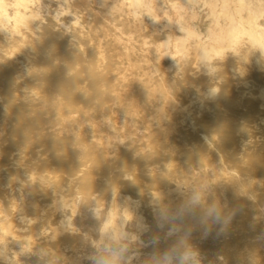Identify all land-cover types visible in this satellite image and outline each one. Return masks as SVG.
<instances>
[{"label": "bare ground", "instance_id": "bare-ground-1", "mask_svg": "<svg viewBox=\"0 0 264 264\" xmlns=\"http://www.w3.org/2000/svg\"><path fill=\"white\" fill-rule=\"evenodd\" d=\"M36 1L0 0V33H4L2 29L10 20L15 26L27 24L34 14L39 16L32 8ZM125 2L129 3V10L134 13L147 4H152L150 9L156 7L153 0ZM199 2L204 3L208 9L206 16L211 18V25L205 29L203 36L197 32L195 23L178 22L184 19V14L180 12L176 23L182 37L176 39L175 44L183 50L186 42L191 40L193 58L169 62L173 70L174 67L177 69L173 75H167L160 65L158 76L149 73L142 85L130 75L131 79L125 82V64L110 67L107 62H87L83 59L85 53L84 56L82 52L77 55L72 53L75 44L68 39L60 35L43 39L40 33L46 34V31L40 32L41 28L36 23L30 28L28 23L26 42H23L24 38L13 43L5 39L9 43L4 45L7 50L0 46L5 48L0 49V258L14 250L11 244L30 242L38 229L54 231L52 239L57 230L63 232L70 229L72 218L66 214L65 208L70 209L74 216L79 202H75L78 195L71 200L70 197L65 198L64 187H68L71 194L77 192L83 197L86 210H81L80 215L87 214L88 209L91 211L89 214L95 216L92 219L97 217V241L104 246V257L113 260V264L145 262L143 258L146 256L140 259L139 255L126 253V250L143 243L140 232L147 226L143 203L137 198L147 192L150 194L148 202L152 205V215L158 211L162 213L161 218L165 216L174 224L172 226L186 225V237L190 233L197 235L196 238L192 235L193 239L189 237V241H180L188 245L187 248L190 243L194 247H204L206 232L228 224L227 232H222V235L228 233L233 238L228 246L225 245L224 254L232 255L235 254V244L237 247L239 240L250 237L256 225L260 224L264 230V224L258 217L264 215V136H261L264 130V86L261 85L264 84V0H174L173 3L176 11H189L187 19L192 20L197 14L191 10ZM9 8L12 13L8 12ZM54 16L52 19L59 17ZM57 18L53 20L55 23H58ZM168 23L171 25L170 21ZM14 26L11 27L13 33ZM85 37L89 38L88 35ZM25 44L37 52L48 54L50 49L59 47L56 54L58 63L51 64L49 56L44 58L43 55L44 59L38 63H31L35 62L33 56L28 62L31 65L26 63L24 66L18 62L16 54L23 53L22 46ZM109 44L101 46V54ZM163 44H159L160 48ZM33 50L29 52H35ZM242 50L250 55L256 54L257 69L238 68L239 73L248 72L253 79L252 84L212 74L214 68L223 65L226 52L238 58L234 54ZM9 56H15V59L10 60ZM163 58L158 57L161 61ZM152 59L155 63L158 61L154 52ZM127 63L131 69L137 68L138 63ZM5 64L7 67L4 68ZM77 66L79 70H73ZM178 76L182 78L181 83L177 80ZM250 86L257 91L252 92ZM145 102L148 105L146 111L138 114V108ZM213 113L227 116L230 124L224 126L222 119L212 121L209 116ZM211 129L215 135L217 131L222 132L221 136L217 133L219 141L209 140ZM140 130L146 131L148 136L139 138ZM143 141L149 151L145 157L140 155L133 161L129 148L135 142ZM160 157L165 160L164 171L149 168ZM154 166L158 169L156 164ZM123 169L144 171L145 175L139 177L133 173H122ZM120 177L127 181L122 182ZM105 181L109 182L108 188L102 186ZM172 181L183 184L185 191L170 195V187L174 185ZM205 183L208 185H203ZM122 188L131 193L123 192ZM99 193L107 195L104 201L109 199L102 216L92 204ZM36 197L51 198L53 205L51 211L35 216L34 224L31 223L32 218L27 220L26 217L27 212L37 206ZM154 207L159 209L156 211ZM11 217L23 224V228L30 229L32 235H20V226L13 227ZM43 217L44 223L41 222ZM52 218H55L56 226L50 222ZM100 243L96 244L99 246ZM250 246L254 247V244ZM246 248L248 244L239 245L238 249L243 252L235 259H249L255 253ZM13 252L10 255L14 256ZM189 255L181 254L184 256L183 264H192ZM195 256L198 257V254ZM156 259L155 264L158 257ZM250 264L264 262L256 260Z\"/></svg>", "mask_w": 264, "mask_h": 264}, {"label": "rangeland", "instance_id": "rangeland-1", "mask_svg": "<svg viewBox=\"0 0 264 264\" xmlns=\"http://www.w3.org/2000/svg\"><path fill=\"white\" fill-rule=\"evenodd\" d=\"M77 1H79V3L81 5H77V4H79V3H77ZM153 1H154L153 6L157 7V8L154 7L155 8L154 10L150 9V6L152 4L150 6L148 4L147 5L145 4L146 6H149V7L144 6L145 9H144V7L143 8L140 7L139 9L136 10V13H134V11L129 10V3L125 2V0L124 1H121V0H81V1L80 0H66V1L65 0H63V1H61V0H47V1L46 0H39V2L37 0L36 2L33 3L32 8H34V11H37V14L39 16H35V14H34V16L32 17V18L35 17L34 19H32V18L29 19L27 21V24H15L16 27L12 23V22H14L13 20L6 22V24L8 23L7 26L4 25V27H3L6 29V33H5V29L4 30L2 29V33L4 32L5 34L0 33V36L2 35V37H0V46L3 45L2 47H5L7 40L9 41V43L10 42L13 43L15 41L19 42L24 38L25 40L23 42H26L28 40L26 38V35H25L26 34L25 32L28 28L27 25L29 22L31 23L34 21V23H31V25L29 23V28L31 26L34 27V24L36 23L35 25L39 26L41 28L40 32L46 31V34L40 33L43 39L45 37L51 38L54 35H60V37H62L64 39H68L71 43L75 44V46H73V48L71 49L72 53H75V55H77L79 52H82L83 53L82 56H84V53H85V57H83V59H85V61L87 59V62H91V61H100V63L107 62L106 65H110V67H116V66L119 67L122 64H125V67L123 68L124 75L127 73L125 75V77H126L125 82L129 81L131 79L130 76H132V79H134V80L136 79L135 81L137 82V84L142 85L145 78L149 75V73H151L154 77L158 76V74L160 73V69H159L160 65L163 66V69L165 70V73L167 75H171V74L173 75V73L176 72L177 69H176V67H174V70H173V68L171 67L169 62H171L172 60L174 62H177L181 58L182 59L193 58V54H192L193 51L191 50V47H190V45L192 43L191 40H188L186 42L185 49H183V50H179L175 44L176 39H179L182 37L181 31L176 26L177 20H179L177 18L178 12L184 14V19L181 21L179 20L178 22L183 21V23H192V22L195 23L194 27L196 26L195 28H196L197 32L200 34V36H203V33L205 34V32H206L205 29L211 25V18L209 16H206V14L208 15V9H206L204 3H202V2H199L198 4H196L194 9L191 10L193 13H196L197 15L192 20L190 19L191 20L190 21L189 19H187L188 15H189V11H187V12L186 11H184V12L183 11H176L175 4L173 3L174 0H153ZM49 2H51V3H49ZM173 4H174V6H173ZM146 9L148 10V12ZM64 10H65V12H64ZM81 10H82V12H81ZM206 11H207V13H206ZM8 12L12 13V9L9 8ZM176 12H177V14H176ZM186 13L188 15H186ZM52 14L55 16L56 15L59 16L58 18L56 17L58 20V21L56 20V22H58V23H55L53 21L56 18L52 19L53 18ZM112 18H114V19H112ZM41 20L43 21V22H41L42 27L40 26ZM169 21H170L171 25H169V23H168ZM53 23H55V24L53 27L51 25V27H52L51 28L50 24H53ZM43 24H44V26H43ZM57 24H59V25H57ZM64 24L67 26H65ZM12 26H14L16 28L15 33H17V34L12 32L14 30V29H11ZM23 26H26V27H23ZM63 26H65V27H63ZM19 27L21 29H23L24 32H22L23 30H21ZM66 27H68L69 29L71 28L70 29L71 31ZM18 28H19V32H18ZM64 28H65V30H64ZM75 30L77 32H75ZM66 31H68V32H66ZM78 31H79V33H78ZM9 33H13V34H9ZM62 33L65 34V37H64V34L62 36ZM85 34H86V37L88 35L89 38L93 37V34H94V37H93V39L92 38L89 39V38L85 37ZM3 35H5V36L3 37ZM50 35H51V37H50ZM84 37L86 39H84ZM1 38H3V41ZM5 39H7V40H5ZM82 39H84V40H82ZM74 40L76 41V43ZM77 42H78V45H77ZM85 42H87V43H85ZM9 43L7 42V44H9ZM107 43H110V44L106 46V48L104 49V52H102V54H101V50H103L101 48V46L103 44L105 46ZM157 43H158V45H157ZM162 43H164L163 47L160 48L161 46L159 44H162ZM2 47H0V49ZM156 47H157V49H156ZM4 49H1V50H4ZM28 49H30V50H28ZM55 49H56V47L54 49H50L49 54L47 52L41 51L43 53L42 54V53H40V51L37 52V50H35V49L33 50L32 46H30L29 44H25L22 46L23 53L22 54H16V55H17L18 62L23 63L24 66L26 65V63H28V62L30 63L32 61L33 56H34L35 62L32 61L31 62L32 64H36L40 60L47 58L48 56L51 59L50 60L51 64H54V63L57 64L58 60H56V54L60 50V48L58 47L56 50ZM84 49H86V51ZM5 50H7V48ZM26 50H28V52L32 51V50L35 52H33V53L29 52L28 53ZM153 52L156 53L158 61H161V59L160 60L158 59L159 55L164 56L161 63L158 61H156V63H155V61L152 59ZM38 53H40L41 56H39ZM226 53L227 54L225 55V58L223 59V65L219 66L217 68H214V70L212 71V74H215V75L221 74L224 78L225 77L232 78L233 80L237 79L239 82L248 81V83L252 84L253 79L250 77L248 72L239 73L238 68L240 67L242 69H250V70L257 69L258 66L256 65V63H257L256 54L250 55V54L246 53V51L242 50L240 53L234 54L238 57V58H235L232 56L233 53H229V52H226ZM35 54L38 57L35 56ZM43 55H45V57ZM42 57H44V58H42ZM9 58H11L10 60H14L15 56H13V57L9 56ZM169 58H171V59H169ZM132 61L136 62L135 64L138 63L136 69H134V68L131 69L128 66L127 62H132ZM29 63L27 65H31ZM147 65H148V67H147ZM3 67L4 68L7 67L6 64L3 65ZM156 69H157V71H156ZM73 70L78 71L79 67L78 66L73 67ZM127 76H129V77L127 78ZM177 80L179 83L182 82V78L180 76H178ZM261 85L264 86V84H261ZM249 89L252 92L257 91V89L255 87H252V86H250ZM147 107H148L147 102H145V104H142V106L140 108H138L139 109L138 114L144 113V111H146ZM209 118H211V120L214 122L217 119H222L221 122L224 126H228L230 124V122L226 120L227 116L218 115V113L211 114V116H209ZM217 133H219V136H221V134H222L221 131L220 132L217 131L216 135H215V133H213V131L211 129L209 136H208L209 140L212 142L219 141V139L217 137ZM138 136H139V138H145L148 136V134L146 131L140 130L138 132ZM261 136L262 137L264 136V130L262 131ZM188 139H190V138H188ZM183 140H185V138H183ZM137 143L135 142L134 145L133 146L131 145V148H129L131 151L130 154H131V158H133L132 159L133 161H134V159L140 158V155H141V158L145 157L146 153L149 151V147L147 146V144L144 141L143 142H137ZM141 148L144 149V151ZM146 148H147V150H145ZM142 154H144V155H142ZM187 156H190V155H187ZM164 161L165 160L162 157L156 158V161L151 166H149V168L152 167L154 171H159V169H160L159 172H161V171L163 172L164 171V169H163ZM155 164L158 167V169L154 168ZM121 172L122 173L128 172L131 174L133 173L134 175L139 176V177H144V175H145L144 171H140V170L128 171V170L123 169V170H121ZM206 173L207 172H205L204 175H206ZM119 179L122 182L127 181V180L122 179L121 177ZM105 182H103L102 186H103V188H108L109 182H106V184H105ZM172 182L174 185L172 187H170L171 188L170 193H169L170 195H175V194H177V192L185 191V188H183V184L178 185L176 181H172ZM21 184L24 185V183H21ZM26 184H27V182L25 183V185ZM203 185L207 186L208 183H205ZM3 186H5V185H3ZM6 186H8V184ZM4 188H6V187H4ZM66 189H67V191H66ZM63 190H65V192H66L65 194H67V195H65V198L70 197L69 198L70 200L72 198L74 199L75 196L78 195L77 198L75 199L76 204H77V202H79V204L76 205V207H78V208H76L77 212L75 213V215L72 216L73 214L70 213V209L65 208L66 214L71 215V218H72L71 219L72 226H70V229L63 230V232L57 230L55 237L52 236L53 239L55 238L53 240L51 238V234L54 235V231H52L51 229H47V230L45 229L46 231H43V229H38V231H36V236H35V235H32L33 232L30 229L23 228L22 227L23 224L19 223L18 221H17L18 222L17 223L15 221L16 219H13L11 217V220L13 223L12 226L15 228L17 226H20L19 227L20 230L18 231V233L20 235H25V236L26 235H30V236L32 235L33 238H31L29 240L30 242H27L28 244L26 242L24 243L22 241H19V239H18L19 242L11 244V247L14 249L13 251H16V250L17 251L16 252H13V251L8 252L6 257H4L3 259L0 258V264H71L70 261H72V262L74 261L72 264H76L75 263L76 260H79V259H80L79 260L80 263L77 261V264L78 263L79 264H113V262H114L113 260L106 259L104 257L105 252H106L104 249V246L102 243L97 241V239H98V227H96L97 217L92 219V217L94 215L91 216L90 215L91 211H88V209H87V212H86L87 214H84V216H85V219H84L83 214L82 215L79 214V212L81 210H84V209L86 210V204L84 202L83 197L80 194H77V192L76 193L73 192V193H75V195L71 194L72 192H69L70 189L68 187H64ZM122 191L127 192V193L128 192L131 193L130 190H128L126 188H122ZM79 196H81V197L79 198ZM149 196H150V194H149V192H147V193H145L142 196H139L137 198L138 200H141V202L143 203V209L145 211L144 212V214H145L144 221H145L146 226H147L143 232L142 231L140 232L141 238L143 239V243H142L143 246L142 245L141 246L136 245V246H132L126 250V253L131 252V253L139 255L140 259H142L141 257L146 256L143 258V262L145 260L144 264H155V262L157 261V259H156L157 257H158L157 264H162V263L163 264H167V263L168 264H183L182 259L184 256H181V254L184 255L185 253L190 254L189 256H190V259L192 260V264H193V262H195L194 260L197 261V262H195L196 264H204V263L205 264L206 263L207 264H250V262H253L256 260L264 262V230L260 228V224H258L260 229L257 228L258 225H256L252 229V235L250 237H247L246 239H243V240H239L240 241L239 245H242L243 243L248 244V248L251 249L252 252L255 251L254 254L250 255L249 259H247L245 257H240L238 259H235L236 256L239 255L240 252H243V250L238 249L239 245L236 247L235 243H234L235 244V248H234L235 254H232V255L224 254V250L227 248L226 246H228L229 242L233 238L228 233H226L224 236L222 235V232H227L228 227H229L228 224L221 225L218 229H216L214 231L206 232L205 233V235H206L205 236L206 237L205 243L207 245L206 244L202 245L204 247H201V246L196 247V245L194 247V244L190 243L189 247L187 248L188 245H184V243L181 244V242L182 241L186 242L187 240L189 241L190 240L189 237L192 238L193 236H195V238H196L197 235H193L190 233V235L188 234L189 237H186L187 233H188V232H186V225L183 224V225H185L183 227L172 226L173 223L171 221H167L168 219L167 218L165 219V216H163V218H161L162 213L160 214V212L157 211V209H159L158 207H154L155 210L157 211V213L152 215L153 214L151 212L152 211L151 210L152 205L148 202ZM106 197H107V195H106ZM106 197L103 194L99 193V194H97V197H95V199L92 201V204L94 205L95 209L98 211V214L100 216H102V214L104 213L105 208H106V204L109 201V199H106L105 201L103 200ZM78 198L80 199V201ZM36 199L38 200V201L36 200L37 206L34 207V209L32 211L27 212L28 218L26 217L27 220L32 218L30 220H31V223H34V224H36V222L33 220L35 218V216L44 215L49 210L51 211V208L53 205V204H51L52 201H50L51 198L36 197ZM48 205H50L49 209L47 208V207H49ZM41 209H44L45 211H41ZM41 212H43V213H41ZM77 214H79V215H77ZM258 217L261 221V224H264V215L258 216ZM43 219H45V217H43L41 219L42 223H44ZM14 222H15V224H14ZM50 222L54 226H56L55 225L56 224L55 218H52L50 220ZM168 222L169 223L171 222V223L169 224ZM171 226H172V228H171ZM180 228H183V229L181 230ZM177 229H178V231H177ZM51 231H52V233H51ZM168 231H169V233L171 231L172 232L169 234ZM59 233H61V234L59 235ZM181 233L183 236L181 235ZM34 234H35V232H34ZM165 234L167 236H165ZM43 235H45V236H43ZM49 236H50V239H48ZM70 238H72V240ZM31 240L33 243L31 242ZM72 242L73 243L75 242V243L73 244ZM95 242L98 244L100 243V245L101 244L102 245L98 246V244H96ZM211 243H213V245ZM252 244H254V247L250 246ZM169 245L172 247H169ZM95 246H96V248H95ZM173 246H174V248H173ZM211 246H214L215 248L211 247ZM176 247H178V248H176ZM55 248H57V249H55ZM58 248H60V249H58ZM248 248H246L245 250L248 251ZM36 249H37V251H36ZM196 249L200 250V251H197ZM186 250L188 252H185ZM219 250L222 252H220ZM60 251L62 252L63 255L60 254L61 253ZM12 252L14 253V256L10 255ZM21 252H23V253L21 254ZM41 253H43V254H41ZM158 253L160 256L158 255ZM56 254L58 256H55ZM147 254H149V255H147ZM172 254H174V255H172ZM191 254H194V255H192L193 257L191 256ZM196 254H198V257L195 256ZM150 255H152V256L155 255V256L150 257ZM170 255L172 256V258L175 256L177 258L175 257L172 259ZM73 256H74V258H73ZM161 256L164 258H162ZM57 257H58V259H56ZM201 257H204L205 259L204 258L202 259ZM148 258H149V260H148ZM170 258H171V260H170ZM66 259H68V260L66 261ZM155 259H156V261H155ZM166 259H168V261ZM147 260L149 261L148 263H147ZM151 260H152V262L150 263ZM163 260H164V262H163Z\"/></svg>", "mask_w": 264, "mask_h": 264}, {"label": "clouds", "instance_id": "clouds-1", "mask_svg": "<svg viewBox=\"0 0 264 264\" xmlns=\"http://www.w3.org/2000/svg\"><path fill=\"white\" fill-rule=\"evenodd\" d=\"M186 258V257H185Z\"/></svg>", "mask_w": 264, "mask_h": 264}]
</instances>
